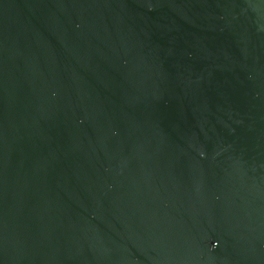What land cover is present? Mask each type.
Wrapping results in <instances>:
<instances>
[{"label": "water", "instance_id": "obj_1", "mask_svg": "<svg viewBox=\"0 0 264 264\" xmlns=\"http://www.w3.org/2000/svg\"><path fill=\"white\" fill-rule=\"evenodd\" d=\"M0 264H264V0H0Z\"/></svg>", "mask_w": 264, "mask_h": 264}]
</instances>
